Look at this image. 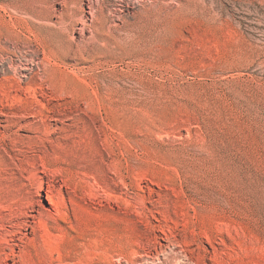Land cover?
<instances>
[{
    "label": "rangeland",
    "instance_id": "rangeland-1",
    "mask_svg": "<svg viewBox=\"0 0 264 264\" xmlns=\"http://www.w3.org/2000/svg\"><path fill=\"white\" fill-rule=\"evenodd\" d=\"M0 264H264V0H0Z\"/></svg>",
    "mask_w": 264,
    "mask_h": 264
},
{
    "label": "bare ground",
    "instance_id": "bare-ground-1",
    "mask_svg": "<svg viewBox=\"0 0 264 264\" xmlns=\"http://www.w3.org/2000/svg\"><path fill=\"white\" fill-rule=\"evenodd\" d=\"M66 188L69 189L68 186H66ZM42 194L43 198L45 197V199H47L50 207L61 206L62 202L58 201L55 195V185L50 180L45 181V177L42 176L38 179V191L34 199L12 206L9 205L2 209V212L6 213L4 214V230L6 231L7 227L15 229L17 234H20L19 241L21 243H24L25 238L30 232L35 231L37 224L39 225L40 223L38 218L46 210L42 201Z\"/></svg>",
    "mask_w": 264,
    "mask_h": 264
}]
</instances>
